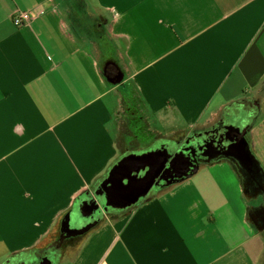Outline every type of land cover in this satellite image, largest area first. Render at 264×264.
<instances>
[{
    "label": "crops",
    "instance_id": "obj_1",
    "mask_svg": "<svg viewBox=\"0 0 264 264\" xmlns=\"http://www.w3.org/2000/svg\"><path fill=\"white\" fill-rule=\"evenodd\" d=\"M64 1L0 0V264L65 240L58 264H264V185L250 192L225 154L61 241L79 198L126 152L170 140L164 132L180 139L242 112L245 164L264 177V0H93L90 11L79 0L78 12ZM20 12L34 16L18 27ZM71 12L98 32L78 33ZM131 93L149 143L133 137ZM211 182L237 204L214 206Z\"/></svg>",
    "mask_w": 264,
    "mask_h": 264
},
{
    "label": "water",
    "instance_id": "obj_2",
    "mask_svg": "<svg viewBox=\"0 0 264 264\" xmlns=\"http://www.w3.org/2000/svg\"><path fill=\"white\" fill-rule=\"evenodd\" d=\"M178 148L176 141L160 140L148 148L123 154L94 190L85 193L76 202L72 214H68L63 222V237L85 233L109 210L132 208L153 198L162 187L182 182L196 174L199 164L179 156L175 152ZM225 154L237 158L243 173L248 176L255 178L261 174L255 164H245V158L252 159V156L244 137ZM161 180L164 182L161 183ZM42 259L47 264H58L52 254Z\"/></svg>",
    "mask_w": 264,
    "mask_h": 264
},
{
    "label": "flooded vegetation",
    "instance_id": "obj_3",
    "mask_svg": "<svg viewBox=\"0 0 264 264\" xmlns=\"http://www.w3.org/2000/svg\"><path fill=\"white\" fill-rule=\"evenodd\" d=\"M65 1L68 5L72 7V9L73 6H79V0ZM62 8L60 9L62 10ZM65 14L67 16V19L70 21L68 12L65 11ZM71 14L74 15L72 17L73 20H71L72 22L77 23L81 20L79 25L74 27L78 33L93 37L95 32H98L97 22L91 23L90 20L86 18L87 15H84V18L80 19L77 18V16H75L73 12H71ZM103 37V34L97 35V39H102ZM107 70H109L110 74H115L114 69L109 68ZM249 112L247 114L251 115L252 117L253 112ZM243 119L244 118L242 117V112H239L238 114H235L234 118L231 119L228 124H218L216 126H213L212 128L203 131L193 132L192 134L183 136L180 139L170 140L178 142L179 148L176 149L175 152L178 153L179 156H182L185 160L197 162L200 166L201 164L207 162V160L210 159L212 156L223 155L229 150H231L233 145L237 146L239 140L243 138V131L248 128V121H250L248 120L247 122H245ZM163 182L164 180H161V183ZM57 249L58 248L55 247V249L47 255H44L42 257H36V259H31L25 264H47V262L44 261V259L42 258L45 256H50V254L56 257V260L58 261Z\"/></svg>",
    "mask_w": 264,
    "mask_h": 264
},
{
    "label": "rangeland",
    "instance_id": "obj_4",
    "mask_svg": "<svg viewBox=\"0 0 264 264\" xmlns=\"http://www.w3.org/2000/svg\"><path fill=\"white\" fill-rule=\"evenodd\" d=\"M81 2H83V4H86V6L88 7V9H89V11H90V9H91V5L89 4V3H91L93 0H80ZM64 2H66V1H64ZM79 9H81V5L79 6V7H76V11L78 12L79 11ZM86 14V12L82 15L83 17L81 18V19H83L84 18V15ZM77 18H79V16L77 17ZM91 23L92 22H94V21H90ZM102 45V49L103 50H105L106 49V45L105 44H101ZM140 108H141V106H140ZM144 110V109H143ZM176 120H177V118H175ZM167 128H169V127H162L161 126V129H162V131L164 132ZM166 132H164V134L163 133H161V139H176V138H179V137H181L184 133H180V134H174V135H171V134H169V133H166ZM224 155V154H223ZM224 156H227L226 154L224 155ZM258 169V168H257ZM258 170H260V168L258 169ZM204 170H201L200 169V171H199V173L198 174H196L194 177H192V178H197V176H200V173L201 172H203ZM245 172V171H244ZM231 174H230V176H232V172H230ZM191 178V179H192ZM206 178V177H205ZM209 179H213L212 177H208ZM245 178H246V186H247V189L250 191V192H253V191H255V190H262V186L264 185V184H262V183H264L263 182V180H264V177L263 176H261V174L260 175H258V176H256L255 178H252V177H250V176H248L247 174H246V172H245ZM228 182L229 183H231V184H234V185H236L237 183L235 182V180L232 178V177H229L228 176ZM204 185H206V188H205V190L207 191V194L209 195V193L210 194H212V196H213V198H214V202H213V204H214V206H222V205H226V204H230V205H234V204H237V202H236V200H235V197H234V189H231V188H229L228 186H226V185H222L221 187H215L214 189H215V191L213 192L212 191V185H213V182H211V183H209V184H203V186ZM162 190V189H161ZM263 191V190H262ZM264 192V191H263ZM236 194V193H235ZM241 200V199H240ZM241 203V202H240ZM80 237V236H79ZM79 237H75V238H69L70 240H68L67 242H71V241H74L76 238V242L75 243H77V242H79V241H77L78 239H79ZM66 237H63V235H62V239H61V241H63L64 239H65ZM66 241V240H65ZM63 242V244H61L60 245V242L59 243H57V244H59V245H55V247H57L58 248V250H59V252L61 253V251L64 249V244L66 243V242ZM67 246V245H66ZM78 244H74V245H70V247H69V249H70V253H71V255L72 254H74L75 252H76V250L78 249Z\"/></svg>",
    "mask_w": 264,
    "mask_h": 264
},
{
    "label": "trees",
    "instance_id": "obj_5",
    "mask_svg": "<svg viewBox=\"0 0 264 264\" xmlns=\"http://www.w3.org/2000/svg\"><path fill=\"white\" fill-rule=\"evenodd\" d=\"M131 96L129 97L130 100H132V103L130 104L127 102V105L130 107H132L134 109L135 117L133 118V120L135 121V126L132 128L133 130V137H137L138 139H140L142 142L144 141V143H149L154 139V136L152 135V132L149 131L148 127L146 126V124L144 122H142L143 118L139 115H141V113L138 114V111L141 109L140 108V104L139 102H141V98L138 95H132V93L130 94ZM127 107V109H129Z\"/></svg>",
    "mask_w": 264,
    "mask_h": 264
},
{
    "label": "built area",
    "instance_id": "obj_6",
    "mask_svg": "<svg viewBox=\"0 0 264 264\" xmlns=\"http://www.w3.org/2000/svg\"><path fill=\"white\" fill-rule=\"evenodd\" d=\"M41 15V14H37ZM34 14L31 12H20L17 16L14 18V22L16 26H22L26 23H29L33 19Z\"/></svg>",
    "mask_w": 264,
    "mask_h": 264
}]
</instances>
